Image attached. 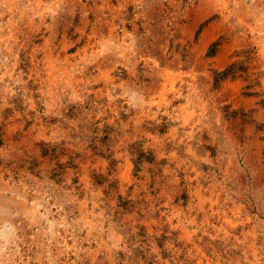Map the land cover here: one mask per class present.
I'll list each match as a JSON object with an SVG mask.
<instances>
[{
  "label": "rangeland",
  "instance_id": "rangeland-1",
  "mask_svg": "<svg viewBox=\"0 0 264 264\" xmlns=\"http://www.w3.org/2000/svg\"><path fill=\"white\" fill-rule=\"evenodd\" d=\"M0 264H264V0H0Z\"/></svg>",
  "mask_w": 264,
  "mask_h": 264
}]
</instances>
